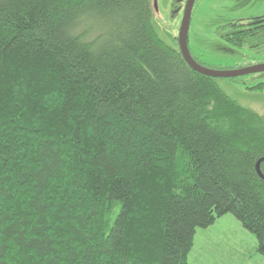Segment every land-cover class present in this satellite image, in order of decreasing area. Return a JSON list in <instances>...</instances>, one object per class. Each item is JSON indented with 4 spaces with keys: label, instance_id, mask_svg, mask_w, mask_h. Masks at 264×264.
Returning a JSON list of instances; mask_svg holds the SVG:
<instances>
[{
    "label": "trees",
    "instance_id": "16d2710c",
    "mask_svg": "<svg viewBox=\"0 0 264 264\" xmlns=\"http://www.w3.org/2000/svg\"><path fill=\"white\" fill-rule=\"evenodd\" d=\"M152 12L0 0V264H190L227 214L264 257L263 117Z\"/></svg>",
    "mask_w": 264,
    "mask_h": 264
},
{
    "label": "rangeland",
    "instance_id": "374dc122",
    "mask_svg": "<svg viewBox=\"0 0 264 264\" xmlns=\"http://www.w3.org/2000/svg\"><path fill=\"white\" fill-rule=\"evenodd\" d=\"M150 2L153 10L152 23L156 33L166 44L178 48L177 37L183 16V2L157 0L156 7L153 0ZM262 11L264 0H196L188 28L190 53L201 65L210 69L233 70L263 63L264 34L239 47L220 39L214 26L232 20H242ZM215 81L228 96L258 115L264 116V74L220 77ZM258 84H261V89L254 88ZM208 228H198L195 232L193 246L188 255L191 264H239L245 260V256L248 255L247 244L237 250L239 239L218 233L221 229L219 225L212 229ZM215 229L216 236L213 238L212 231ZM208 236L210 240L207 242Z\"/></svg>",
    "mask_w": 264,
    "mask_h": 264
},
{
    "label": "water",
    "instance_id": "95a60500",
    "mask_svg": "<svg viewBox=\"0 0 264 264\" xmlns=\"http://www.w3.org/2000/svg\"><path fill=\"white\" fill-rule=\"evenodd\" d=\"M194 0H187L182 20L180 23L179 33H178V48L179 51L186 61V63L192 68L193 70L204 74L206 76L212 77V78H233L238 77L246 74L256 73V72H262L264 71V63L250 66V67H244V68H238L233 70H218V69H210L207 68L198 62L195 61V59L190 54V51L188 49V28L190 23V17H191V10L193 7ZM154 6L156 7V1L154 0ZM264 160V158L258 160L256 163V171L258 172L259 176L264 179V175L262 174L260 170V163Z\"/></svg>",
    "mask_w": 264,
    "mask_h": 264
},
{
    "label": "flooded vegetation",
    "instance_id": "af4514ba",
    "mask_svg": "<svg viewBox=\"0 0 264 264\" xmlns=\"http://www.w3.org/2000/svg\"><path fill=\"white\" fill-rule=\"evenodd\" d=\"M155 1L157 3V0ZM178 1L180 3L183 2L182 10L184 12V8H185L187 0H178ZM195 2L196 0H194L193 6ZM153 4H154V0H153ZM214 26L216 27L217 34L220 39H222L228 44L237 45L241 47V46L247 45L248 43H251L250 40L258 39L260 35L264 34V11L247 16L246 18L242 20H236V21L232 20V21H228L224 23H219L218 25L216 24ZM258 64H262V63H258ZM258 64H255V65H258ZM256 73L264 74V71L256 72ZM251 74H254V73H251ZM257 86L259 87L261 86V84H258ZM257 86H254V88H257ZM263 120H264V116H263Z\"/></svg>",
    "mask_w": 264,
    "mask_h": 264
},
{
    "label": "crops",
    "instance_id": "0c3cea01",
    "mask_svg": "<svg viewBox=\"0 0 264 264\" xmlns=\"http://www.w3.org/2000/svg\"><path fill=\"white\" fill-rule=\"evenodd\" d=\"M216 225H219V228H221L218 233L221 232V234L234 236L236 239L240 240L237 250L244 248L245 245L247 244L246 249L248 255L245 256V260L244 261L242 260V263L239 264H264V257L257 254L255 251L257 245L255 237L252 234H250L248 231L243 229L241 224L233 216H228V215L222 216L221 218L217 219V221L208 229H212ZM225 230L231 231L232 233L226 232ZM214 232H216V229L212 231L213 238H215L214 235L216 236V233ZM209 240L210 237L208 236L207 242Z\"/></svg>",
    "mask_w": 264,
    "mask_h": 264
}]
</instances>
